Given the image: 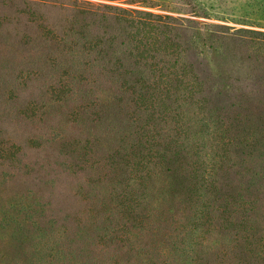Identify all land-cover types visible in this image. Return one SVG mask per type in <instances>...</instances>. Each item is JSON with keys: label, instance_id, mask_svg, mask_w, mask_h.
Returning <instances> with one entry per match:
<instances>
[{"label": "rangeland", "instance_id": "rangeland-1", "mask_svg": "<svg viewBox=\"0 0 264 264\" xmlns=\"http://www.w3.org/2000/svg\"><path fill=\"white\" fill-rule=\"evenodd\" d=\"M250 9L0 0V264H264V27ZM137 27L136 69L172 87L147 89L137 115L86 109L77 71Z\"/></svg>", "mask_w": 264, "mask_h": 264}, {"label": "trees", "instance_id": "trees-1", "mask_svg": "<svg viewBox=\"0 0 264 264\" xmlns=\"http://www.w3.org/2000/svg\"><path fill=\"white\" fill-rule=\"evenodd\" d=\"M245 4L251 5L250 14H252L253 19L255 20L254 24L264 27V0H243ZM124 15H127L129 18L134 17V14H139L132 11H123ZM145 17H152L149 13L143 14ZM132 34V35H131ZM141 29L139 27L135 28L133 31L127 32V35L123 37H118L116 34H108L109 38L103 49L97 52V57L94 56L92 63H84L83 69L78 70V88L82 94L81 98H88L93 103L85 108H91L92 106L97 110L103 112L104 109H110L113 106H119L120 110L124 107L130 109V114L137 115L136 109L144 99L146 98L147 89L152 88V86L160 85L166 87L169 91V87H172L171 83L173 81L171 75L168 74H157L155 72H146L144 70L136 69V66L141 62L145 63L146 59L142 56L141 43L142 39L138 38L141 35ZM120 39V40H119ZM101 42H98L100 44ZM96 62V63H94ZM102 64H111L112 68H102L99 65ZM81 64V63H79ZM97 67V69L87 70L88 67ZM113 65L118 66L113 67ZM180 76L184 79H188L190 82L194 80L193 76L188 75L186 72H182ZM75 78V76H73ZM181 81L180 79H177ZM155 98L152 94L149 96V99ZM155 103L159 104V99H154ZM161 102V101H160ZM135 108V109H134ZM145 109V108H144ZM146 110V109H145ZM121 111L114 113V118L119 115ZM158 113V118L155 120L161 128L162 113ZM153 114V112H151ZM138 117V116H137ZM141 117H138V119ZM138 119L132 118L131 124H135V121ZM160 119V120H159ZM118 122V120H115ZM132 127L131 125L129 126ZM128 131V138L132 141H136V146H143V137L141 133L135 130ZM139 135V136H137ZM156 135L158 138L161 136V133L157 131ZM143 136V135H142ZM152 138L155 139L154 136ZM172 142V141H170ZM168 142V143H170ZM165 154H163L164 157Z\"/></svg>", "mask_w": 264, "mask_h": 264}]
</instances>
